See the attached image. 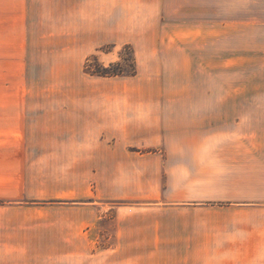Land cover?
<instances>
[{"label":"rangeland","instance_id":"obj_1","mask_svg":"<svg viewBox=\"0 0 264 264\" xmlns=\"http://www.w3.org/2000/svg\"><path fill=\"white\" fill-rule=\"evenodd\" d=\"M118 71L124 75H104ZM35 102L30 111L40 115L39 123L59 128L40 133L42 140L27 139L25 119L32 116L24 118L19 108ZM75 102H106L110 112L126 103L199 106L187 111L203 112L204 119L150 123L188 130L211 124L220 134L204 141L190 131L160 134L163 145L144 146L146 134L132 140L124 131L108 132V153L153 152L168 160L163 153L172 144L184 155L170 162L195 164L191 172L161 174L164 183L169 176L196 180L187 188L115 199L109 182L99 187L97 173L76 171L65 157L69 150L52 147L77 133L79 115H67L78 111ZM118 175L104 174L108 181ZM94 200L107 215L152 203L264 213V0H0V227L7 228L0 237ZM210 255L202 254L203 264L211 263ZM0 264L76 262L49 252L0 250Z\"/></svg>","mask_w":264,"mask_h":264},{"label":"crops","instance_id":"obj_2","mask_svg":"<svg viewBox=\"0 0 264 264\" xmlns=\"http://www.w3.org/2000/svg\"><path fill=\"white\" fill-rule=\"evenodd\" d=\"M38 104L28 103L31 106L21 107L22 103H19V108H24V118L32 116L30 122L25 119L24 131L30 135L29 140L40 139L38 136L43 131L56 133L59 129L55 124L42 126L39 123L40 115L30 111ZM116 105L119 104L110 109L122 111H108L106 102L93 107L86 106V103H73L72 108L78 111L67 115H79L81 123L77 120L79 125L76 129L72 128L77 133L68 138L66 144L56 143L52 147L69 150L65 157L67 162L70 158L76 171L97 173L99 187L104 181V185L109 182L108 188L113 192L111 198L115 199L145 200L147 198L143 194L150 189L164 186L187 188V182H196H178L170 176L165 183L161 180V174L183 172L185 169L191 172L190 167H195V164L188 165L182 160L170 162L171 157L184 155L177 145L166 147L163 155L168 156L167 160L153 152L141 155L123 151L108 153L105 141L108 132L117 134L122 131L132 140H136V135L140 133L146 134L142 139L144 146L158 145L157 142L163 145L161 139L164 134H187L190 131L196 133V137L200 136V141L219 135L220 130L211 124L191 126L188 130L187 125L150 123L167 119H204L203 112L187 111L202 107L180 103L161 106L162 103L151 102ZM155 108L171 111H152ZM152 133L154 137L149 136ZM193 140L195 143V137ZM108 172L120 175L108 181L104 176ZM126 173L128 175H123ZM148 173L154 174V179L145 177ZM79 178L82 180V177ZM103 198L106 197L98 199ZM101 204V201L94 200L84 206L70 207L65 214H55L49 219L37 220L33 226L18 228L23 233L9 232L8 237L6 234L0 237V250L13 253L49 252L76 264H203V253L211 254L210 264H264V213L247 208H239L237 212H230L232 209H229L224 214L206 213L197 208L188 211L152 203L156 206L118 207L107 215L102 212ZM1 229L7 228L2 226Z\"/></svg>","mask_w":264,"mask_h":264},{"label":"trees","instance_id":"obj_3","mask_svg":"<svg viewBox=\"0 0 264 264\" xmlns=\"http://www.w3.org/2000/svg\"><path fill=\"white\" fill-rule=\"evenodd\" d=\"M104 75H109V76H116V75H124V72H108V73H104Z\"/></svg>","mask_w":264,"mask_h":264}]
</instances>
